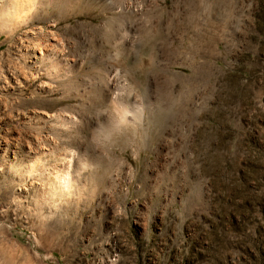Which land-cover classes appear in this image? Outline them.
I'll return each instance as SVG.
<instances>
[{
	"label": "rangeland",
	"instance_id": "obj_1",
	"mask_svg": "<svg viewBox=\"0 0 264 264\" xmlns=\"http://www.w3.org/2000/svg\"><path fill=\"white\" fill-rule=\"evenodd\" d=\"M58 3L53 29L45 7L0 20V264H264V0ZM47 31L66 81L28 62ZM113 72L151 109L135 125L101 103ZM56 150L80 154L63 190Z\"/></svg>",
	"mask_w": 264,
	"mask_h": 264
},
{
	"label": "bare ground",
	"instance_id": "obj_2",
	"mask_svg": "<svg viewBox=\"0 0 264 264\" xmlns=\"http://www.w3.org/2000/svg\"><path fill=\"white\" fill-rule=\"evenodd\" d=\"M64 1L67 4L72 5L75 2H78L81 0H64ZM58 2H59V0H0V20L5 19L4 21H6L7 23L11 22V24L14 23L17 26L18 25L20 26L22 23V26H23L28 21L27 20L25 22V20H24V18H27V15L29 16V14L32 13L34 9L35 10L40 9V8L43 9L45 7V9H47V12H46L47 17L54 18L51 21L49 20V23H48V27L53 29L56 27L57 24L66 20V18H65V16H63V14L61 16H58L57 11H61V9L63 8V5H59ZM202 2H204V1H202ZM66 6H68V5H66ZM201 8H203V6ZM54 9H56L57 11H55ZM123 10L124 11L129 10L128 3L125 4V7H123ZM206 10H207V8H206ZM200 11H202V9ZM30 21H31V19H30ZM7 23H6V25H7ZM33 32H35V34L37 33L36 31H32V30L28 32V34L29 33L31 34L32 38L35 36ZM204 45H206V44H204ZM24 49H26L24 51L27 54L28 62L30 63V67L33 68L34 70H36L35 75H41V76L47 77L48 79L50 78V79H54V80L66 81L69 78L70 74H72V65L70 64L71 62L66 60V58L62 52V49L60 48V44H59L58 39L50 31H47V33H45V42L44 43L40 44L39 42L29 41V42H27V45L24 46ZM45 62H47V65L41 66ZM189 73H190V71H189ZM6 75L10 79V84L7 85V83H6V85H7L6 87L10 88L11 90L19 89V88L23 87L25 83L29 82L28 81L29 78H32L31 77L32 75L28 76L25 72H23V70L13 68V67L6 69ZM114 77H115V72H113V77H111L108 80L109 81L108 85L106 87L104 86L105 87V93H104L103 97L101 98L102 100L100 98H98V100L97 99H95V100H97V101L101 100V103L103 105L110 107L111 109H113V111L115 113L117 112V113L121 114L120 121H117L118 124L120 123V124L126 125V126L127 125H129V126L135 125L136 121H135L134 115L132 114L133 113L132 110L129 109L130 105H132V108L134 109V111H135V109L136 110L138 109L140 116L143 115L142 110H145V111H147V113L150 114V113H152V112H150L151 109H150L148 104L143 105L140 102L139 103L136 102L139 104V105H136L135 101H137V100L134 98H133L134 100H132V102H129L132 104H129V103L127 104V103L123 102L121 100L122 94L119 90L120 85L119 86L117 85L116 81L114 80L115 79ZM183 78H185V77H183ZM184 81H185V79H184ZM45 86L47 87L46 84H45ZM45 86L41 85L40 88L43 89ZM135 86H138V84H135ZM122 92H123V90H122ZM168 98H170L171 104H170V106H166V108L170 107L172 110H176L178 108V102L179 101L173 99L170 96ZM92 99H94V98H92ZM97 103H94V104L96 105ZM94 104L92 103V101L89 100V107H94L93 106ZM99 104L100 103H98L97 105H99ZM181 108H182V106H181ZM67 119H68V121L73 120L71 118L69 119L68 117H67ZM75 120H74V122H76ZM44 122H45V120H44ZM0 150H1L3 155H7V154L11 153L10 152L11 150L7 144L0 145ZM55 153H56V156H57L56 158L58 159V162L53 167L51 166L52 168L49 167L50 169L48 171L50 172V175H52L54 177V179L56 180V183L58 184L59 188H61L63 190L66 187H68V183H69L68 176L71 175L73 172L75 173V170H77V169L81 170V168H82L81 161H80V154H77L76 152H72L70 150H59V151L56 150ZM29 154H30V150H29V152H27V154L24 155V157H25L24 159H27L28 165H29V163H31L30 162L31 157ZM42 154L38 157L39 159L43 156ZM34 159L36 160L37 158H34ZM28 177H31V176L29 175ZM29 188L30 189H37L43 195H46V193H48V191H50V187L46 186L43 183H37L35 181L31 182L29 184Z\"/></svg>",
	"mask_w": 264,
	"mask_h": 264
}]
</instances>
